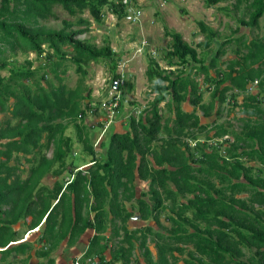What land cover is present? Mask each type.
<instances>
[{
	"label": "trees",
	"instance_id": "16d2710c",
	"mask_svg": "<svg viewBox=\"0 0 264 264\" xmlns=\"http://www.w3.org/2000/svg\"><path fill=\"white\" fill-rule=\"evenodd\" d=\"M203 2L207 7L232 2L235 15L227 7L221 9L237 27L208 62L216 31L200 22L204 40L196 47L180 33L166 31L169 49L163 60L168 69L176 70H164L148 57L145 76L152 101L138 118L129 117L125 133L114 129L115 124L103 132L102 136L113 128L109 141L100 143L104 155L97 157L85 123L93 109L91 90L84 87L86 66L108 59L110 85L121 74L116 73L118 58L107 40L96 47L78 38L90 26L79 15L88 11L100 24L106 8L121 20L129 15V0H0V264H29L32 251L46 260L44 264H54L50 255L61 241L68 237L71 245L87 229L95 236L80 262L91 259L100 264L109 243L106 236L101 243L103 231L108 226L115 230V219L127 224L135 207L128 212L123 202L133 200L142 220L162 228L163 217L169 225L163 228L165 234L153 235L159 243L156 260L146 245L151 226L144 230L139 249L147 264H264V34L251 39L237 36L241 26L260 30L264 0ZM56 6L77 19L64 20L58 30L46 28L41 22L56 17ZM229 46L232 59L221 61ZM15 53H34L45 61L36 68L30 60L18 65L11 60ZM69 65L79 76L73 89L63 84ZM3 71L8 75L2 76ZM198 77L210 92L208 104L202 103ZM254 82L256 94L249 92ZM239 95L244 98L238 132L229 123L200 124L196 109L208 116L218 105V114L225 103L235 107ZM168 97L173 119L163 121L159 107ZM186 103L192 111L183 110ZM122 107L121 100L115 109L118 116ZM91 117L105 130L104 115ZM70 125L74 139L65 132ZM75 144L90 157L85 170L75 164ZM47 176L55 179L51 186L43 184ZM136 178L148 186L137 199ZM16 224L21 229L14 230ZM23 229L38 230L34 243H19ZM125 238L130 241L133 236ZM129 246L116 255L122 264L133 263L132 243Z\"/></svg>",
	"mask_w": 264,
	"mask_h": 264
},
{
	"label": "rangeland",
	"instance_id": "374dc122",
	"mask_svg": "<svg viewBox=\"0 0 264 264\" xmlns=\"http://www.w3.org/2000/svg\"><path fill=\"white\" fill-rule=\"evenodd\" d=\"M124 1L127 0H123V2ZM129 3L131 7L129 9L140 11V17L136 22L129 20L128 17L118 20L117 17L109 13L106 8L105 17L100 24H96L93 21L88 11H85L79 15L81 18L86 19L90 26L86 31L79 35L78 38L80 40H86L91 45L96 47L104 45V40H107L109 42L108 45L110 49L114 54L117 55L116 58H118V60H116V73L124 74V78L126 80V85L122 92L124 95V102L121 112L123 124L128 122V118L131 116L129 114L132 112V110L141 109L147 106V102L152 101L153 96H149L148 82L145 76V70L147 69L148 65V57H154L153 59L158 63L160 68L164 70H176L177 68L171 67L168 69L169 67L166 64V61L163 60L164 54L169 49V38L165 35L166 31L180 33L183 40L192 47H196V44L204 40L199 28L200 22L209 29L216 31L218 36L214 39L210 48V53L208 54L207 58L208 62V60L213 56V53L217 47L222 44L226 37L228 38L230 36L232 29L237 27L235 20L226 16L221 9L227 7L231 14L235 15L236 12L232 7V2L227 4L221 3L211 7H207L203 0H129ZM54 13L56 16L55 18L41 22V24L48 29H61L64 20L74 22L77 19L76 17H78H70L60 6L54 7ZM84 28V26L73 27L75 30ZM263 34L264 20L260 21L259 31H257V29H250L241 26L237 36L244 35L246 38L251 39L256 36H263ZM196 49L197 52L200 53L199 56H201V49ZM232 50L233 48H230L229 46L227 48L226 55L222 57L221 61L231 60L233 57ZM11 60H16L18 65L23 64L25 60H30L33 62V68H36L45 61L43 57L37 59L34 53H27V55L15 53V56H12ZM110 65V61L105 59V63H90L88 66H86L87 68L84 78V87L91 90V101L94 105L107 100L110 96V79L112 77ZM189 69L190 68H187L186 71L191 75V77H193L194 74L192 70ZM210 73L211 75L214 74V70H211ZM1 75H8V72L3 71L1 72ZM78 78L79 76L75 73V68L72 65H69L66 68V73L63 77V84L66 85L67 89H73L77 86ZM202 78L203 77L196 78L199 89L202 87L205 88L206 86L203 83ZM48 80H50L53 84L58 85V81L55 78L53 79L48 77ZM201 93L202 103L208 104L210 100V92L205 90ZM250 93L256 94L257 89H251ZM243 98V95H239L236 98L237 104L233 108L230 107L229 103L223 104L222 107H220L221 111L218 114H216L218 105H215V109L210 112L208 116H203L201 109H196V114L201 117L200 124L204 125L206 123H215L216 125H226L229 123L231 124V128L238 132L241 128L240 119L243 117L241 109ZM169 99L170 98L168 97L159 107V112L163 121L165 119L170 121L173 119V107L171 106L170 108L167 106V102H170ZM182 106L185 111L190 112L193 110V107L188 103ZM99 114L105 115L101 113ZM118 119L119 117L113 118L112 122L110 123V128L111 125H113ZM85 120L86 125L92 132L90 135V140L96 152V156L99 157L98 153L104 155L105 149L100 146V143L104 144L105 138L107 142L109 141V135L112 133L110 131H112L113 128L110 129L108 134L104 135L102 140L98 142L99 138L101 137L102 129L96 127L95 121L97 119L87 115ZM120 124L121 125L115 123L113 126L114 129H120V131H123L121 129L127 127L126 125L123 126L121 121ZM65 132L73 139L75 138V130L72 125H70ZM199 139L203 138L199 137ZM75 151V164L80 166L90 162V157H85L81 151L80 145L77 144L74 146V152ZM9 164L10 166H14L15 162H10ZM19 168L25 170L27 169V165H20ZM25 176L26 174H22L23 178ZM52 183L53 182L50 178L43 181V184L47 186H51ZM135 184L137 185L136 188L140 189V192H142V190L147 191V186L145 184H141V182H138L137 178ZM126 205L128 206L126 208L129 211L132 210L129 203H126ZM135 221L136 222H132V225L140 224L139 227L143 225L142 221L140 222L138 218H136ZM167 227H169L168 224ZM158 231L165 233V231L161 229ZM29 236L34 237L33 233ZM148 246L153 252V257H155L156 251L154 243L149 242ZM144 259V255L140 257V260ZM132 261L133 264H139L136 259H133ZM179 264H182V262H179Z\"/></svg>",
	"mask_w": 264,
	"mask_h": 264
},
{
	"label": "crops",
	"instance_id": "0c3cea01",
	"mask_svg": "<svg viewBox=\"0 0 264 264\" xmlns=\"http://www.w3.org/2000/svg\"><path fill=\"white\" fill-rule=\"evenodd\" d=\"M183 110H184V108H183ZM122 125L124 126L125 124H122ZM121 130H123V131H121L122 133H125L124 132L125 131V127H124V129H121ZM75 145H77V144H75ZM74 153H75L74 155H76V151ZM89 166H90V164L80 165L79 169L85 170ZM48 178H50L52 180V182L54 183L55 179L52 178L51 176L45 177L44 180H48ZM65 181H66V178L63 180V182H65ZM138 182H141V181L138 180ZM64 184H66V182ZM141 184H145L147 186V182H141ZM136 186L137 185L135 184V188H136ZM147 189H148V186H147ZM139 190H140L139 188H136L135 199L140 197V195L143 192H146V191H143V190H142V192H140ZM123 203H124V206H125L126 210H128L126 208V207H128L126 205V203H129L131 205V208H132V206H134L135 208L132 211V215L130 216V218L127 221V224L125 226H123L119 220L115 219L116 221L114 220L112 226H115L117 228L114 230L111 226H108L106 228V231L105 230L103 231L104 233H102V235H101L103 240H102L101 243L102 244L105 243V236H106L107 240L109 239V243H108L107 249L102 254L103 260L99 261L100 264H103V263L105 264V261L108 264H122L123 261L121 259H119L118 256H116V255L118 253L122 254L124 252L123 251L124 249L129 248L130 247L129 243H132V249H133L132 250L133 251V257H132L131 260L136 259L139 264H147L144 260H140V257L142 256V253H141V251L139 249V242H140L139 239L144 234V230L146 228H148V226H151V234L147 238L151 239V240L147 239L146 245L149 248L148 243L149 242H153L154 243L155 251H156L155 257H153V255H152L153 252L150 250V248H149V252L151 254L152 259L156 260L158 258V244L159 243L157 241H155V238L153 237V235L155 233L156 234L159 233V231H158L159 229L163 230V228L167 227V223H166L165 219L163 217L160 218V221L162 222V228H159L157 226H154V221H152L150 219L146 220V221L141 219V216L139 215V212H138V209H137V206H136V202L134 200L130 201V202H125L124 201ZM130 211L128 210V212H130ZM93 215L94 214L91 213L90 214V218H92ZM111 218H112V215H109V220ZM136 218H138V220L140 222L142 221L143 225L141 227H139L140 224L132 225V222H136L135 221ZM29 220L30 219L28 218L27 222ZM20 227L21 226L19 224H16V225L13 226L14 230H19V229H21ZM24 231L25 232L23 233L22 240H20L19 243H24L25 241H29L30 243L31 242L34 243V241L38 237V235H37L38 230L36 229V230L31 231V232H28L26 230H24ZM32 233H33L34 237L33 236H31V237L29 236ZM160 233H162V232H160ZM129 234H131V236H133V239L131 238L130 241H129L128 238H125ZM94 236H95L94 230L93 229H87L84 233H82V235L79 237V239L75 243H73L71 245L68 242V237L65 238L63 241H61L59 246L50 255V257L54 261V264H72L73 261L76 260V259H80L82 261V259H84L82 256L86 254V252H87V250L89 248V244L92 241ZM100 244H97L96 246L98 247V245H100ZM34 247H35V249L40 248V246L36 245V244L34 245ZM32 252H33V254H32V257L30 258L29 264H44V263H46V260L39 259V258L35 257L34 256V251H32ZM86 261H87V259H86ZM86 261H84V263Z\"/></svg>",
	"mask_w": 264,
	"mask_h": 264
},
{
	"label": "clouds",
	"instance_id": "9594fccd",
	"mask_svg": "<svg viewBox=\"0 0 264 264\" xmlns=\"http://www.w3.org/2000/svg\"><path fill=\"white\" fill-rule=\"evenodd\" d=\"M132 12V13H135V12H139L140 13V11L139 10H133V9H129L128 10V14H129V12ZM129 16V15H128ZM127 16V17H128ZM139 17H140V15H139ZM189 70H191V69H189ZM122 76H123V79H124V84L122 85L123 86V89L125 88V85H126V80H125V78H124V74H121ZM196 80V79H195ZM254 86H256V84H252V85H250L249 86V92H250V90L251 89H253V88H255ZM202 87V86H201ZM206 89L205 88H200V92H202V91H205ZM122 92L123 91H121V90H119V92H118V96H119V98H118V105H117V107L119 106V103H120V101L122 100V105H123V97H122V99H121V94H122ZM109 93H110V96H109V98L107 99V100H104V101H102V102H100L99 104H96V105H94L93 104V109L92 110H90V111H88L87 112V115H89V116H92L93 114H95V113H101V114H105L104 116L106 117V119H107V121H106V124L104 125L105 126V130L104 129H102V131H101V137L99 138V140H98V142L103 138V132H106V130L108 129V128H110V123L112 122V120H113V118H117V112H116V110H114V114L110 117L109 116V113H108V111L105 109L106 107H104V106H107L110 102H111V100H112V98L115 96V94H111V91H109ZM227 102V101H226ZM148 103V102H147ZM227 104V103H226ZM147 106H145V107H143V108H141V109H135L134 111L132 110V112L129 114V115H135V117L136 118H138V116H140L141 115V113H142V111L146 108ZM96 108H97V111H96ZM122 112V111H121ZM120 115H121V113H120ZM118 116L119 117V119L115 122V123H119L120 124V121L121 122H123V120H122V115L121 116ZM128 118V117H127ZM102 120H104V118H102V116H100L99 117V121L101 122ZM128 121H129V118H128ZM114 123V124H115ZM113 124V123H112ZM113 124V125H114ZM127 124V123H126ZM125 124V125H126ZM127 127H125V129H126ZM188 139V138H187ZM188 143L191 145V146H194V142H192V141H188ZM209 143H211V142H209ZM81 170V169H80ZM36 230V229H35ZM26 239V238H25ZM24 239V240H25ZM18 243V242H17ZM77 260H79L80 261V259H76V260H74L73 261V263L75 262V261H77ZM72 263V264H73Z\"/></svg>",
	"mask_w": 264,
	"mask_h": 264
},
{
	"label": "built area",
	"instance_id": "2783aa9c",
	"mask_svg": "<svg viewBox=\"0 0 264 264\" xmlns=\"http://www.w3.org/2000/svg\"><path fill=\"white\" fill-rule=\"evenodd\" d=\"M124 2H126V1H124ZM139 15H140L139 12L132 13L130 11L128 18H129V20L136 22L139 19ZM123 84H124V79H123V76L121 75V77L114 80L110 86L111 94H115V96L112 98L111 102L107 106H104V107H106L105 109L108 111L110 117L114 114V110L117 108L118 98H119L118 92L120 90V87ZM254 84H256V82H254ZM73 264H98V261L87 259V261L85 263H81L79 260H77Z\"/></svg>",
	"mask_w": 264,
	"mask_h": 264
},
{
	"label": "water",
	"instance_id": "95a60500",
	"mask_svg": "<svg viewBox=\"0 0 264 264\" xmlns=\"http://www.w3.org/2000/svg\"><path fill=\"white\" fill-rule=\"evenodd\" d=\"M66 180H67V178H66Z\"/></svg>",
	"mask_w": 264,
	"mask_h": 264
}]
</instances>
